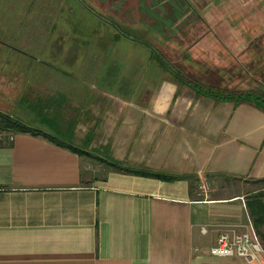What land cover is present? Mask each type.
<instances>
[{"label": "crops", "instance_id": "1", "mask_svg": "<svg viewBox=\"0 0 264 264\" xmlns=\"http://www.w3.org/2000/svg\"><path fill=\"white\" fill-rule=\"evenodd\" d=\"M0 66L1 110L90 152L1 135L0 264H249L210 249L264 178V0H0Z\"/></svg>", "mask_w": 264, "mask_h": 264}, {"label": "trees", "instance_id": "2", "mask_svg": "<svg viewBox=\"0 0 264 264\" xmlns=\"http://www.w3.org/2000/svg\"><path fill=\"white\" fill-rule=\"evenodd\" d=\"M194 85L198 88L201 87V85L199 83H195ZM200 90L204 91L203 88H200ZM205 91L211 95H216L218 97H223V98H232L236 95L245 94V93L216 94L211 89H207ZM245 95H251V94L247 93ZM16 132H27V133H32V134H36V135H43L45 137L50 138L52 141H54L58 145L68 147L71 150L76 151L78 153L90 154L89 151L75 147L73 145H68L65 143L64 140H62L58 137L52 136L49 133L43 132L42 130H39L37 128H34V127L26 124L25 122L21 121L20 119L12 116L9 113L0 109V138H1V135L3 133L10 135V134H15ZM108 164L115 167L116 169H119V170H125V171H129V172H141L144 174L160 176L162 178H175L172 175H167V174L165 175L163 173H158V172L133 170L130 168L123 167L122 165H119L116 163L108 162ZM253 182L256 183L257 185H259L260 187H258V189L256 191L251 193L250 199H249L247 204H248L249 213H250L253 225L255 227V230L259 234V236L264 238V178L253 180Z\"/></svg>", "mask_w": 264, "mask_h": 264}, {"label": "built area", "instance_id": "3", "mask_svg": "<svg viewBox=\"0 0 264 264\" xmlns=\"http://www.w3.org/2000/svg\"><path fill=\"white\" fill-rule=\"evenodd\" d=\"M14 135H9L11 140ZM210 252L218 256L240 255L249 264H264V245L253 223L250 229L242 232L236 230L223 231L217 244L211 247Z\"/></svg>", "mask_w": 264, "mask_h": 264}, {"label": "rangeland", "instance_id": "4", "mask_svg": "<svg viewBox=\"0 0 264 264\" xmlns=\"http://www.w3.org/2000/svg\"><path fill=\"white\" fill-rule=\"evenodd\" d=\"M51 1H53V0H51ZM54 5L55 6H57V0H54ZM87 6L88 7H90L88 4H87ZM38 7H41V2H36L35 4H34V9L32 10V16H34V17H36V18H38L39 17V15L42 13L41 11H43V9L42 8H38ZM85 13H88L87 11H85ZM44 22V21H43ZM48 27V25H43L42 24V26L41 27H39V29H42V28H47ZM37 31H38V29H37ZM8 43V42H7ZM8 44H10V43H8ZM32 54H35V53H32ZM4 55H6V54H4ZM9 55V54H8ZM5 57V56H4ZM7 58H10L9 56H7ZM110 60H112L113 58H109ZM0 72L3 70V74L5 73V74H7V73H9V72H5V71H9L10 70V68L9 67H4V68H1V66H0ZM81 149H83V148H81ZM84 150H86V151H88L87 150V148L86 149H84ZM90 150V149H89ZM256 186V189H255V191L258 189V187H260L259 185H257V184H255ZM253 193V192H252ZM261 237V236H260ZM261 240H262V242H263V245H264V238L263 237H261Z\"/></svg>", "mask_w": 264, "mask_h": 264}]
</instances>
